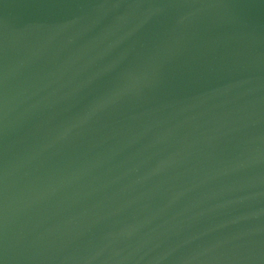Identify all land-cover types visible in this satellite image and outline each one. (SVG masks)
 <instances>
[{"label":"water","instance_id":"water-1","mask_svg":"<svg viewBox=\"0 0 264 264\" xmlns=\"http://www.w3.org/2000/svg\"><path fill=\"white\" fill-rule=\"evenodd\" d=\"M0 264H264V0H0Z\"/></svg>","mask_w":264,"mask_h":264}]
</instances>
